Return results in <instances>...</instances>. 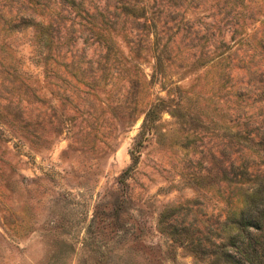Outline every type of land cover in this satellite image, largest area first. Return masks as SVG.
I'll use <instances>...</instances> for the list:
<instances>
[{
  "label": "rangeland",
  "instance_id": "374dc122",
  "mask_svg": "<svg viewBox=\"0 0 264 264\" xmlns=\"http://www.w3.org/2000/svg\"><path fill=\"white\" fill-rule=\"evenodd\" d=\"M262 175L264 0H0V264H249Z\"/></svg>",
  "mask_w": 264,
  "mask_h": 264
},
{
  "label": "trees",
  "instance_id": "16d2710c",
  "mask_svg": "<svg viewBox=\"0 0 264 264\" xmlns=\"http://www.w3.org/2000/svg\"><path fill=\"white\" fill-rule=\"evenodd\" d=\"M248 168V163L244 161L240 173L246 180L251 175ZM234 221L237 223V231L232 239L238 253L249 264H264V175L257 177L247 204Z\"/></svg>",
  "mask_w": 264,
  "mask_h": 264
}]
</instances>
